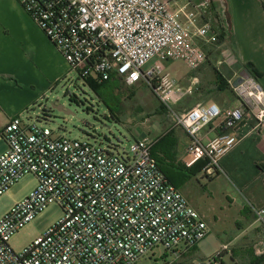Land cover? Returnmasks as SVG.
I'll return each instance as SVG.
<instances>
[{
  "label": "built area",
  "instance_id": "1",
  "mask_svg": "<svg viewBox=\"0 0 264 264\" xmlns=\"http://www.w3.org/2000/svg\"><path fill=\"white\" fill-rule=\"evenodd\" d=\"M18 1L85 82L117 78L128 87L145 82L172 125L188 134L187 166L207 160V175L220 173L221 159L238 144L239 125L251 117L264 127V89L253 71L230 83L238 108L215 103L175 108L190 90L175 85L164 62L182 60L195 70L205 61L201 43L219 39L214 0H185L179 7L176 0ZM217 121L231 132L204 142L203 131ZM1 135L7 150L0 156V197L29 174L37 185L0 219V264H138L157 247L178 259L210 233L200 212L158 166L149 135L126 150L89 135L58 136L39 118L21 116ZM52 204L62 207V218L15 252L10 238ZM254 213L264 226V208ZM227 248L207 264H224ZM258 255L264 258V251Z\"/></svg>",
  "mask_w": 264,
  "mask_h": 264
},
{
  "label": "crops",
  "instance_id": "2",
  "mask_svg": "<svg viewBox=\"0 0 264 264\" xmlns=\"http://www.w3.org/2000/svg\"><path fill=\"white\" fill-rule=\"evenodd\" d=\"M181 1L185 3V0ZM213 6L218 41L201 43L206 53L205 61L180 82L172 79L175 85L190 90L176 106L180 112L213 103L223 109L238 108L240 100L230 83L237 84L251 71L264 89V0H214ZM69 73L70 67L63 55L23 5L18 0H0V136L13 118L27 111ZM218 74L230 84L228 88L220 84ZM111 80L128 87L120 79ZM135 87L137 85L128 88ZM171 125L166 122L159 126V132L153 138L166 132ZM223 131L231 132L219 128L218 121L212 123L203 131L204 142L211 141ZM176 134L180 157L187 165L190 157L185 150L190 138L180 128ZM237 134L238 144L220 161L221 172L212 178L201 174L180 191L207 222L200 200L213 197L211 188L217 190L227 209L234 210L236 219L240 218L241 222V231L234 238V245H229L234 246L237 255L244 252V256L236 257L233 250H225L221 255L222 262L226 264L224 258L230 255L236 264H253L259 251H264V226L254 213V209L264 208V127H258L249 117L239 125ZM6 150L7 143L0 156ZM197 188L198 197L208 192L212 196L197 198ZM244 210L251 216V221L242 215ZM257 224L260 227H255ZM191 252L189 250L170 262L183 260Z\"/></svg>",
  "mask_w": 264,
  "mask_h": 264
},
{
  "label": "rangeland",
  "instance_id": "3",
  "mask_svg": "<svg viewBox=\"0 0 264 264\" xmlns=\"http://www.w3.org/2000/svg\"><path fill=\"white\" fill-rule=\"evenodd\" d=\"M181 0L175 1V7L182 5ZM154 61L150 62L146 71L153 67ZM166 73L171 79L178 82L192 70L182 60H169L164 62ZM112 82L114 80H111ZM145 86V87H144ZM124 87V86H123ZM126 96L124 101L118 104L117 100H110L109 107L98 97L92 88L75 71H70L65 79L56 83L51 90L42 95L38 101L21 113L22 119L37 120L38 118L58 136H66L73 139H86L87 136L95 137L103 145L113 143L126 150L131 144L146 134L152 138L158 134V127L168 122L172 124L168 111H162V106L151 88L144 82H139L135 88H124ZM180 103V102H179ZM53 104L60 109L53 107ZM177 104L175 105L176 108ZM177 109V108H176ZM150 136V135H149ZM91 138V139H92ZM6 148V142L0 136V151ZM37 185V178L29 174L21 178L10 190L0 197V219L18 202L23 200ZM213 197L201 201L202 210L207 214V222L210 233L197 245L194 258L187 262L191 256L183 260H175L172 264H207L208 261L223 249L233 250L234 256H244L243 253L234 252V238L241 231L240 218L236 219L234 210H228L220 193L211 188ZM211 197L208 192L199 194ZM202 192V190H201ZM251 221L249 214H242ZM63 216V209L58 204L48 206L33 221L22 230L17 232L9 240L11 248L21 253L36 239L43 236L50 227L57 223ZM238 220V221H236ZM255 227H260L259 224ZM249 235V234H248ZM246 235V236H248ZM233 245H229V244ZM238 251V250H237ZM172 256L162 247L155 248L149 255L142 258L138 264H168ZM226 264H236L230 255L224 258ZM186 262V263H185Z\"/></svg>",
  "mask_w": 264,
  "mask_h": 264
},
{
  "label": "trees",
  "instance_id": "4",
  "mask_svg": "<svg viewBox=\"0 0 264 264\" xmlns=\"http://www.w3.org/2000/svg\"><path fill=\"white\" fill-rule=\"evenodd\" d=\"M218 79L220 84L224 85L225 88L230 86V84L223 79L221 74H218ZM86 84H88L98 95V97L107 105L112 114L114 111L109 107V101L114 99L118 101V104H120L128 95L124 94L125 87H123V84L119 81L112 82L109 80L107 82H99L96 80H87ZM131 96L133 95H129L128 98H131ZM163 110L164 106H162V111ZM179 128L180 127L176 125H171V127L166 132L154 138V142L152 144V155L157 161L158 166L167 177L168 181L179 190H183L188 185V183L196 179L201 174L212 178L219 173H216L215 175H207V173L204 171L205 166L208 164L207 160H200L190 167L186 165V162L180 157L179 152L180 142L176 134V130ZM246 211L247 210H244L243 214H246ZM196 250L197 246L191 250V255H189L191 258L187 262H191L193 260ZM253 264H264V258L258 257L254 259Z\"/></svg>",
  "mask_w": 264,
  "mask_h": 264
},
{
  "label": "water",
  "instance_id": "5",
  "mask_svg": "<svg viewBox=\"0 0 264 264\" xmlns=\"http://www.w3.org/2000/svg\"><path fill=\"white\" fill-rule=\"evenodd\" d=\"M53 107L56 108V109H60L61 110V107H57L56 105L53 104Z\"/></svg>",
  "mask_w": 264,
  "mask_h": 264
}]
</instances>
